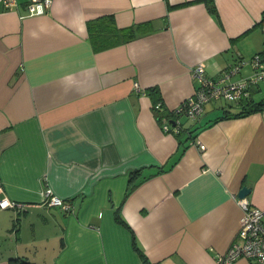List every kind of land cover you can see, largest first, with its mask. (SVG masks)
<instances>
[{
	"label": "crops",
	"instance_id": "obj_1",
	"mask_svg": "<svg viewBox=\"0 0 264 264\" xmlns=\"http://www.w3.org/2000/svg\"><path fill=\"white\" fill-rule=\"evenodd\" d=\"M212 1L217 14L206 0H51L37 16L0 3V197L22 203L0 208V264H216L238 189L264 210V109L214 120L226 103L213 100L165 131L145 92L172 109L198 62L210 77L252 73L264 0ZM109 14L147 30L95 49L87 21ZM249 93L264 97V81Z\"/></svg>",
	"mask_w": 264,
	"mask_h": 264
},
{
	"label": "built area",
	"instance_id": "obj_2",
	"mask_svg": "<svg viewBox=\"0 0 264 264\" xmlns=\"http://www.w3.org/2000/svg\"><path fill=\"white\" fill-rule=\"evenodd\" d=\"M51 0H0L5 8L17 7L23 4L26 15H38L44 13ZM252 73L238 80H231V76L238 71L239 64H233L226 68L220 75L210 77L206 75L204 63L198 62L190 70L195 83L192 94L185 97L176 106L175 111L180 115H186L190 119L198 118L204 111L206 103L213 100H220L225 103L237 104L241 99L250 95L249 91L264 81V53L257 52L249 60ZM137 84V83H136ZM158 106V105H156ZM165 131H169L170 123L162 120L160 123ZM205 145L199 143V148L204 149ZM2 187L0 185V192ZM46 197L51 205H60L63 209H69L70 203L65 202L56 195H51L47 189ZM237 202L242 207V215L239 228L231 243L222 254L216 259V264H231L234 260L246 258L255 264H264V210L251 206L248 199L238 197ZM22 205L7 197H0V208Z\"/></svg>",
	"mask_w": 264,
	"mask_h": 264
},
{
	"label": "trees",
	"instance_id": "obj_3",
	"mask_svg": "<svg viewBox=\"0 0 264 264\" xmlns=\"http://www.w3.org/2000/svg\"><path fill=\"white\" fill-rule=\"evenodd\" d=\"M207 1V9L217 14V10L215 9V5L212 0ZM264 21V17L260 18V22ZM88 29V39H90L95 49H104L114 45H118L121 43H125L131 39H133L136 35L142 34L147 28L145 27V23H134L129 26L119 27L115 25V21L112 15L109 16H99L87 21L86 25ZM145 92L148 94V97H151L152 100V109L154 112V116L156 121L162 123V120H166L170 123V130L175 127L172 125H177L179 122L180 114L175 111V107L172 109L165 108L163 105V101L159 92L158 87L151 86L145 89ZM158 105V106H156ZM236 110H231L232 107ZM221 110V114L215 117L214 120L223 117H232V116H243L256 111H260L264 109V97L260 99H253L249 96L241 99L237 104L226 103L224 104ZM180 129H176V136L180 138L181 132ZM117 219L123 222L120 217ZM137 248V247H136ZM142 255L143 264H146L147 259L145 255L140 252ZM18 261V264H35L32 261L27 259H15Z\"/></svg>",
	"mask_w": 264,
	"mask_h": 264
},
{
	"label": "water",
	"instance_id": "obj_4",
	"mask_svg": "<svg viewBox=\"0 0 264 264\" xmlns=\"http://www.w3.org/2000/svg\"><path fill=\"white\" fill-rule=\"evenodd\" d=\"M238 190H239L238 191L239 197H245L250 192L249 187H247L245 185L242 186L241 188H239Z\"/></svg>",
	"mask_w": 264,
	"mask_h": 264
},
{
	"label": "rangeland",
	"instance_id": "obj_5",
	"mask_svg": "<svg viewBox=\"0 0 264 264\" xmlns=\"http://www.w3.org/2000/svg\"><path fill=\"white\" fill-rule=\"evenodd\" d=\"M232 108H234V106H233ZM217 111H218V110H217Z\"/></svg>",
	"mask_w": 264,
	"mask_h": 264
}]
</instances>
